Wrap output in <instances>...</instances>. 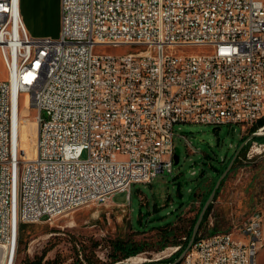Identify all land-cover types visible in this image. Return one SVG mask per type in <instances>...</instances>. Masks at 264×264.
<instances>
[{"label": "built area", "instance_id": "1", "mask_svg": "<svg viewBox=\"0 0 264 264\" xmlns=\"http://www.w3.org/2000/svg\"><path fill=\"white\" fill-rule=\"evenodd\" d=\"M109 45L145 49L95 52ZM178 46L214 50L167 52ZM0 54V247L15 253L23 224L173 173L176 124L243 128L264 117V0H61L57 38L30 34L20 0H0ZM22 92L36 111L30 159L16 142ZM234 225L240 233L199 235L181 261L257 264L263 214Z\"/></svg>", "mask_w": 264, "mask_h": 264}, {"label": "rangeland", "instance_id": "2", "mask_svg": "<svg viewBox=\"0 0 264 264\" xmlns=\"http://www.w3.org/2000/svg\"><path fill=\"white\" fill-rule=\"evenodd\" d=\"M33 9L26 11V20L23 18L30 34L57 38L61 29L60 1L36 0ZM143 49L142 45H109L98 46L95 52L116 55ZM213 50L207 46H178L167 52L187 55L210 54ZM6 79L8 70L0 54V80ZM19 116L21 154L30 158L36 154L37 137L36 111L31 105L30 93L20 95ZM260 127L242 128L241 124L231 123L220 126L176 124L174 144L180 161L174 165L173 173H161L151 183H134L130 191L118 192L105 203L91 202L52 219L23 224L14 264H26L27 258L40 256L53 264H70L78 257L83 260L84 253L91 256L94 264H110L113 243L117 240L147 245L145 251L135 255L147 260L127 264L160 262L156 258L168 257L167 248L175 245L174 242L183 243L186 248L192 221L201 208L200 198L206 191L213 190L218 180L212 173L235 154L241 138L247 146L241 149L219 186L210 214L196 238L212 231L228 230L256 213L264 217V140L257 138L264 134L253 136ZM253 141L263 143L262 148L252 150ZM195 191L200 197L191 200ZM166 226L174 229V233L168 236L162 233ZM165 241L172 244L162 248ZM124 261L118 263H126ZM170 263L173 262L166 264ZM257 263L264 264V246Z\"/></svg>", "mask_w": 264, "mask_h": 264}, {"label": "trees", "instance_id": "3", "mask_svg": "<svg viewBox=\"0 0 264 264\" xmlns=\"http://www.w3.org/2000/svg\"><path fill=\"white\" fill-rule=\"evenodd\" d=\"M256 126H262L264 125V117H261L260 119L257 120V122L254 124ZM260 140H264V137H257ZM245 140H243V138L240 139L239 145H237V148L240 147V145L244 142ZM247 145H245L243 147V149L246 147ZM234 156V155H233ZM230 157L229 161L224 165L221 166L219 169H215V173H212L215 179H218L220 177V175L223 173V171L226 169V167L228 166L229 162L231 161L232 157ZM205 171V170H204ZM203 171V172H204ZM202 172V174H203ZM222 183V182H221ZM212 192V189H210L209 191H206V193L204 195L201 196V208L198 211V215L202 209V206L204 205V203L206 202V200L208 199V197L210 196ZM218 192V190H217ZM216 192V193H217ZM200 197L199 194H196V191L193 193L191 200H198ZM210 209H211V204L207 209V212L205 213L204 219L201 223L200 226V230L203 228L204 226V221L207 219L208 215L210 214ZM198 215L196 216L195 220L192 221L191 224V228L190 231L188 232L189 235L192 234V228H193V224L195 223V221L198 218ZM171 223V222H170ZM168 223V225L170 224ZM234 226V225H233ZM233 226L231 228H233ZM22 228V227H21ZM230 228V229H231ZM214 232V231H212ZM162 233H166V235H170L174 233V229L170 228L169 226H166L163 230ZM174 240V239H173ZM177 240V239H176ZM175 240V241H176ZM169 243L172 244V242H168L165 241L161 246L162 248H165ZM173 244L175 245H181V248L178 252H176L174 255H172L170 258H166L161 260L160 262H174L179 256L180 254L183 252L184 248V244L183 243H179V242H174ZM146 243H141V242H136V241H126V240H117L113 243V260L110 264H127V263H118L119 261H124L125 259L131 257V256H135L140 252H143L146 250ZM84 259H80L79 257L76 259V261L70 263V264H94V261L91 259V256L88 255V253H84L83 254ZM26 264H53L51 261H44V256H40V257H34V258H27L26 259Z\"/></svg>", "mask_w": 264, "mask_h": 264}, {"label": "water", "instance_id": "4", "mask_svg": "<svg viewBox=\"0 0 264 264\" xmlns=\"http://www.w3.org/2000/svg\"><path fill=\"white\" fill-rule=\"evenodd\" d=\"M253 135H256V133H253ZM245 142H243L240 147L238 148V150L235 152L234 156L232 157L231 161L229 162L228 166L226 167V169L223 171V173L220 175V177L218 178L216 184H215V187L214 189L212 190L210 196L208 197V199L206 200V202L204 203L199 215H198V218L193 226V229H192V234H191V237H190V240L186 246V248L183 250V252L180 254V256L172 263V264H175V263H178L179 261L182 260V258L184 257V255L186 254V252L189 250V248L192 246L194 240L196 239V236H197V233L199 232L200 230V226H201V223L204 219V216H205V213L207 212V209L208 207L210 206V204L213 202L214 200V197H215V194L219 188V186L221 185V182L224 180V178L227 176V174L230 172V170L232 169L236 159L238 158L240 152H241V149L243 148V146L245 145L244 144ZM174 160H175V164H177L179 161H180V156L177 154V152L175 153L174 155ZM154 264H164L162 262H156Z\"/></svg>", "mask_w": 264, "mask_h": 264}, {"label": "bare ground", "instance_id": "5", "mask_svg": "<svg viewBox=\"0 0 264 264\" xmlns=\"http://www.w3.org/2000/svg\"><path fill=\"white\" fill-rule=\"evenodd\" d=\"M21 16H22V14H21ZM16 142H17V150L21 152L20 119H19V124H18ZM35 155L30 157V158H34ZM30 158H25V159H30ZM240 232H241V225H234L233 228L230 229V233H240ZM15 255H16L15 250H12V248L7 247V246H1L0 247V264H14ZM145 260H147V259L143 258V257L132 258V262H134V263H140V262H143ZM175 264H184V261H179L178 263H175Z\"/></svg>", "mask_w": 264, "mask_h": 264}, {"label": "crops", "instance_id": "6", "mask_svg": "<svg viewBox=\"0 0 264 264\" xmlns=\"http://www.w3.org/2000/svg\"><path fill=\"white\" fill-rule=\"evenodd\" d=\"M59 1H60V10H61V0H59ZM35 2H36V0H20V9H21L22 18H25V20H26V11H28V9L33 11L34 10L33 8L35 6ZM26 27H27V24H26ZM257 261H258V257H257Z\"/></svg>", "mask_w": 264, "mask_h": 264}]
</instances>
